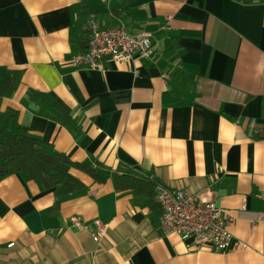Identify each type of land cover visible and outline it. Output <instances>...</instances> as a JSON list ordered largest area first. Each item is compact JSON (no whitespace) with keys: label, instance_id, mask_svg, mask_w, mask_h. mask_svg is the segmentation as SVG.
<instances>
[{"label":"crops","instance_id":"crops-1","mask_svg":"<svg viewBox=\"0 0 264 264\" xmlns=\"http://www.w3.org/2000/svg\"><path fill=\"white\" fill-rule=\"evenodd\" d=\"M88 15L150 34L152 59L73 68ZM0 75L17 76L0 111L16 110L49 151L212 202L240 244L217 253L163 235L154 188L135 197L72 170L82 188L57 206L52 190L11 174L0 179V264H264V0H0ZM29 92L67 108L76 134L39 115ZM73 217L106 225L100 243Z\"/></svg>","mask_w":264,"mask_h":264},{"label":"trees","instance_id":"trees-1","mask_svg":"<svg viewBox=\"0 0 264 264\" xmlns=\"http://www.w3.org/2000/svg\"><path fill=\"white\" fill-rule=\"evenodd\" d=\"M80 13L85 14L83 9H80ZM89 18L88 15L85 25ZM16 86V75L10 78L0 75V98L12 96ZM26 99L40 109L39 115L76 134L75 120L67 108L41 98L33 92H29ZM72 170L96 183H102L110 177L117 191L135 197H150L153 195L154 186L158 185L148 174L128 166L117 167L112 171L103 168L97 161L92 164L75 163L64 154L53 153L48 150L46 143L32 134L27 126L18 122L16 110L0 111V179L11 174H22L43 189L52 190L56 196L55 205L58 206L61 196L82 188V183L72 175Z\"/></svg>","mask_w":264,"mask_h":264},{"label":"built area","instance_id":"built-area-1","mask_svg":"<svg viewBox=\"0 0 264 264\" xmlns=\"http://www.w3.org/2000/svg\"><path fill=\"white\" fill-rule=\"evenodd\" d=\"M85 28L87 49L71 59L73 68L101 69L105 61L129 63L135 57L149 60L154 55L151 36L146 32L129 34L123 25L102 28L94 17L87 20ZM154 198L161 209L158 225L163 235L176 234L195 250L223 253L239 247L227 231L229 216L212 202H199L182 190L172 192L160 184L154 187ZM70 223L79 231L89 230L97 244L106 231L99 221L85 225L73 217Z\"/></svg>","mask_w":264,"mask_h":264},{"label":"rangeland","instance_id":"rangeland-1","mask_svg":"<svg viewBox=\"0 0 264 264\" xmlns=\"http://www.w3.org/2000/svg\"><path fill=\"white\" fill-rule=\"evenodd\" d=\"M85 225H89V224H85ZM104 225V224H103ZM72 226V225H71ZM73 227V226H72ZM105 227H106V225H105ZM74 228V227H73ZM77 230V229H76ZM77 231H79V230H77ZM81 231H87L88 233H90V231L89 230H81ZM105 233H106V231H105ZM105 233H104V235H103V237L105 236ZM91 234V233H90ZM92 236V235H91ZM103 237H102V239H103ZM101 239V240H102ZM100 240V241H101ZM96 243V242H95ZM100 243V242H99ZM97 244V243H96ZM208 251H210V250H208ZM211 252V251H210Z\"/></svg>","mask_w":264,"mask_h":264}]
</instances>
